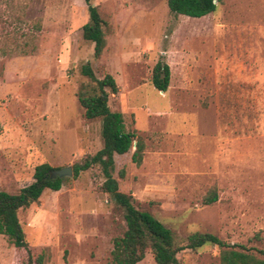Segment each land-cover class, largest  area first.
<instances>
[{
  "label": "rangeland",
  "instance_id": "1",
  "mask_svg": "<svg viewBox=\"0 0 264 264\" xmlns=\"http://www.w3.org/2000/svg\"><path fill=\"white\" fill-rule=\"evenodd\" d=\"M107 45L99 58L84 39V0H0V190L34 180L35 166H72L103 147L102 119L87 118L83 74L111 73L112 110L145 140L115 154L114 177L136 205L169 227L177 244L193 232L264 249V0H221L202 17L177 14L167 0H92ZM169 64L166 91L152 83ZM124 170V176L120 172ZM99 164L45 189L18 212L34 254L45 264H112L113 239L126 229L124 210L102 188ZM212 189L217 201L204 198ZM206 243L178 253L181 264H220ZM24 248L0 234V264H25ZM136 264H157L152 252Z\"/></svg>",
  "mask_w": 264,
  "mask_h": 264
},
{
  "label": "trees",
  "instance_id": "2",
  "mask_svg": "<svg viewBox=\"0 0 264 264\" xmlns=\"http://www.w3.org/2000/svg\"><path fill=\"white\" fill-rule=\"evenodd\" d=\"M84 1L88 6L89 19L82 26V35L84 39L94 43V56L99 58L107 45V21L92 0ZM219 2L221 0H167L172 12L191 17H202L214 12ZM82 72L91 78L94 88L91 93H80L79 101L87 118L102 119L101 134L104 144L95 154L73 164V177L77 178L83 171L99 164L105 176L103 190L124 210L126 229L122 235L113 239L111 263L136 264L150 250L157 264H181L178 258L181 250L196 249L210 243L221 248L220 264H264V249L252 252L251 247L231 243L212 232H193L187 236L184 244H177L169 227L151 212L140 209L134 196L120 189L119 181L113 175L115 154L128 152L135 142L132 160L140 165L146 148L145 140L135 131L126 129L121 111L110 108L109 94L118 92L115 77L111 73H106L102 78L96 77L90 62L84 64ZM170 78L169 64L159 60L153 68V85L166 91ZM56 168L47 162L40 163L35 166L34 180L30 184L15 193L0 190V234L7 235L16 248L25 249V264H45L47 254L45 250L36 255L32 252L18 212L37 202L45 189H61L67 177L52 176V171ZM120 174L124 176V170ZM217 199L218 193L216 189H212L206 194L204 201L211 204Z\"/></svg>",
  "mask_w": 264,
  "mask_h": 264
},
{
  "label": "water",
  "instance_id": "3",
  "mask_svg": "<svg viewBox=\"0 0 264 264\" xmlns=\"http://www.w3.org/2000/svg\"><path fill=\"white\" fill-rule=\"evenodd\" d=\"M215 2H217V0H215ZM52 176H61V177L73 176V167L64 166V167L56 168L52 171Z\"/></svg>",
  "mask_w": 264,
  "mask_h": 264
}]
</instances>
